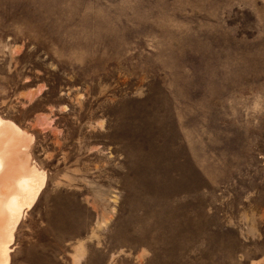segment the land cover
<instances>
[{"label": "rangeland", "instance_id": "rangeland-1", "mask_svg": "<svg viewBox=\"0 0 264 264\" xmlns=\"http://www.w3.org/2000/svg\"><path fill=\"white\" fill-rule=\"evenodd\" d=\"M0 116L9 264H264V0H0Z\"/></svg>", "mask_w": 264, "mask_h": 264}, {"label": "bare ground", "instance_id": "bare-ground-1", "mask_svg": "<svg viewBox=\"0 0 264 264\" xmlns=\"http://www.w3.org/2000/svg\"><path fill=\"white\" fill-rule=\"evenodd\" d=\"M7 127L9 129H14V125L10 122H5L0 118V127ZM14 130H12L13 133ZM17 131V130H16ZM18 131L16 134L18 135ZM22 143L24 141L22 138ZM22 162H21V196L20 198L14 199L11 197L6 201L4 207V213L0 214V264H9L10 256L9 252L11 248L9 244L13 240L12 230L16 222L19 220L27 210H29L40 193L42 192L45 183L46 175L44 171L36 169L33 165L29 163V156L25 154V149L22 146ZM0 153L7 155V153L0 150ZM0 154V166L3 164L8 165V161L5 160L4 156Z\"/></svg>", "mask_w": 264, "mask_h": 264}, {"label": "crops", "instance_id": "crops-1", "mask_svg": "<svg viewBox=\"0 0 264 264\" xmlns=\"http://www.w3.org/2000/svg\"><path fill=\"white\" fill-rule=\"evenodd\" d=\"M0 118L5 122H10L14 125V129H9L5 126L0 127V150L7 153V155H4L2 153L0 154H2L5 160L8 161V165L3 164L0 166V214H3L6 201L11 197L16 199V197L20 198L21 196L20 183L21 162L23 154L22 146L25 149V154H28L29 156L30 163V154L28 152V147L31 142V139L29 138V134L24 133L23 129L18 126L15 122L10 119L3 118L1 116ZM12 130H14L13 133ZM16 130L19 132L18 135L16 134ZM22 138L24 141V145L22 143ZM22 217L23 215L20 216L19 220L16 222L12 230L13 240L9 244L11 251L15 240V229H17L16 226L18 225ZM1 229L2 228L0 227V232Z\"/></svg>", "mask_w": 264, "mask_h": 264}]
</instances>
